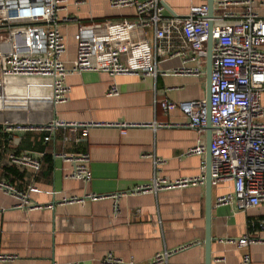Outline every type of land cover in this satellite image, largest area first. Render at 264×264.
Masks as SVG:
<instances>
[{
    "label": "crops",
    "instance_id": "1",
    "mask_svg": "<svg viewBox=\"0 0 264 264\" xmlns=\"http://www.w3.org/2000/svg\"><path fill=\"white\" fill-rule=\"evenodd\" d=\"M180 15L188 14L192 4L201 0H165ZM61 31L67 42L65 59L76 56L75 34L81 24L124 16L135 17L133 6H112L110 0H66ZM264 13V8H260ZM152 34V30L148 31ZM181 62L180 57L158 62L161 70ZM71 86L67 101L58 104L57 116L84 121L186 122L184 112L165 110L160 99L175 101L201 99L206 95V75L119 73L84 70L67 76ZM11 83H16L14 80ZM115 83L118 93L109 94ZM14 123L23 114L9 113ZM41 130L4 132L0 124V176L27 187L37 203L52 207L31 210L15 207L17 198L0 190V247L16 256L0 264H102L101 258L113 252L137 264H149L159 250L193 242L170 258V264H205L206 260V183L163 188L158 192L123 195L115 210L110 197L84 202H61L63 196L81 195L91 190L100 195L127 191L156 175L174 179L201 172L206 153H187L198 142L207 143V129L199 132L186 124L131 126L125 133L113 125L92 126L89 133H72L59 128L49 140ZM40 151L43 165L38 173L29 167L9 162L10 151ZM54 150L90 152L92 179L88 184L68 176L71 163ZM153 154L165 162L156 166ZM229 189V182L212 189V264H244L243 254L250 252L255 262L264 264V200L241 209L234 204H217L218 195ZM255 222V225H252ZM252 233L256 241L238 247L222 239Z\"/></svg>",
    "mask_w": 264,
    "mask_h": 264
},
{
    "label": "built area",
    "instance_id": "2",
    "mask_svg": "<svg viewBox=\"0 0 264 264\" xmlns=\"http://www.w3.org/2000/svg\"><path fill=\"white\" fill-rule=\"evenodd\" d=\"M165 0H110L112 6H133L135 17L124 16L81 24L75 34L76 56L65 59L67 42L61 31L62 20H76L62 15L66 0H0V124L4 132L41 130L52 138L59 128L72 133H89L92 126H118L125 133L131 126L186 124L199 132L206 130L209 110L206 97L175 101L160 99L165 110L181 109L186 122L157 121H84L57 116L58 104L68 100L71 86L67 76L84 70L119 73L176 74L205 76L208 56L207 41L211 34L212 73L210 118L213 125L212 184L229 182V189L220 193L217 204H234L241 209L264 200V0H215L209 16L208 0L190 6L188 14L173 15ZM213 22L210 27V22ZM152 30V34L148 31ZM178 56L181 62L161 70L160 60ZM14 80L16 83H11ZM118 93L115 83L109 94ZM9 113L23 114L21 123L8 118ZM206 143L200 141L187 153H204ZM40 151H10L11 163L29 167L38 173L43 165ZM56 156L71 163L68 176L88 184L92 179L91 155L87 150H54ZM153 157L156 166L164 157ZM206 163L195 175L171 179L156 175L139 182L127 191L100 195L86 190L83 194L63 196L61 202H84L86 199L110 197L118 210L119 199L127 194L158 192L163 188L205 182ZM0 190L17 198L15 207L31 210L52 207L53 203H37L31 192L35 183L23 188L0 176ZM252 222V225H255ZM264 226V220L260 221ZM238 247L256 241L244 233L222 239ZM186 242L157 251L149 264H170L173 254L190 247ZM0 247V262L15 258ZM102 264H137L133 257L125 259L113 252L105 253ZM244 264L255 262L249 251L243 254ZM56 264V263H55ZM76 264H85L77 261Z\"/></svg>",
    "mask_w": 264,
    "mask_h": 264
},
{
    "label": "water",
    "instance_id": "3",
    "mask_svg": "<svg viewBox=\"0 0 264 264\" xmlns=\"http://www.w3.org/2000/svg\"><path fill=\"white\" fill-rule=\"evenodd\" d=\"M214 1L215 0H208L209 4V16L213 15L214 12ZM167 9L173 14V15H178L175 10L166 2L164 1ZM213 22H210V27H212ZM208 60L206 64V99H207V104H208V110H209V116H208V121L206 124V129H207V153H206V178H205V183H206V237H205V246H206V260L205 264H212V229H211V221H212V189H213V184H212V153H211V148H210V141L212 137V131H213V125L211 123V118H210V94H211V73H212V46H213V38L211 34L209 35L208 41Z\"/></svg>",
    "mask_w": 264,
    "mask_h": 264
}]
</instances>
